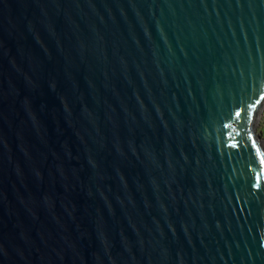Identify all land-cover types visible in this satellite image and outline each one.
Returning <instances> with one entry per match:
<instances>
[{
	"label": "water",
	"instance_id": "water-1",
	"mask_svg": "<svg viewBox=\"0 0 264 264\" xmlns=\"http://www.w3.org/2000/svg\"><path fill=\"white\" fill-rule=\"evenodd\" d=\"M263 105L264 0H0V264H264Z\"/></svg>",
	"mask_w": 264,
	"mask_h": 264
},
{
	"label": "rangeland",
	"instance_id": "rangeland-1",
	"mask_svg": "<svg viewBox=\"0 0 264 264\" xmlns=\"http://www.w3.org/2000/svg\"><path fill=\"white\" fill-rule=\"evenodd\" d=\"M262 126H264V105L260 113L258 114L256 123H255V132L256 134H258V137L263 140L264 135L262 134L263 136H261V132H260V129L262 128Z\"/></svg>",
	"mask_w": 264,
	"mask_h": 264
},
{
	"label": "snow or ice",
	"instance_id": "snow-or-ice-1",
	"mask_svg": "<svg viewBox=\"0 0 264 264\" xmlns=\"http://www.w3.org/2000/svg\"><path fill=\"white\" fill-rule=\"evenodd\" d=\"M236 116L237 118H243V121H244V124L249 126L248 127V134H249V137H250V133H251V128H250V125L252 123V117L251 115L249 114V109L246 107L243 111V116H242V113L241 112H237L236 113ZM251 138V137H250ZM254 143V141H253Z\"/></svg>",
	"mask_w": 264,
	"mask_h": 264
},
{
	"label": "trees",
	"instance_id": "trees-1",
	"mask_svg": "<svg viewBox=\"0 0 264 264\" xmlns=\"http://www.w3.org/2000/svg\"><path fill=\"white\" fill-rule=\"evenodd\" d=\"M260 132H261V136H263L264 135V126H262V128L260 129Z\"/></svg>",
	"mask_w": 264,
	"mask_h": 264
}]
</instances>
